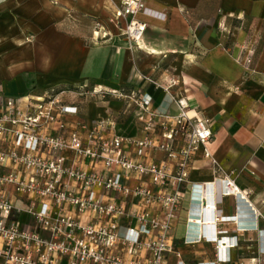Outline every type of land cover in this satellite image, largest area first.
Returning a JSON list of instances; mask_svg holds the SVG:
<instances>
[{
  "label": "crops",
  "instance_id": "crops-1",
  "mask_svg": "<svg viewBox=\"0 0 264 264\" xmlns=\"http://www.w3.org/2000/svg\"><path fill=\"white\" fill-rule=\"evenodd\" d=\"M143 2L137 19L146 27L133 45L111 21L120 0H0V95L39 97L95 86L148 93L153 107L170 114L177 112L171 97H185L189 115L209 120L212 138L209 157L199 148L192 161L168 264L216 260L214 243L185 240L195 233L187 219L201 204L200 192L191 197L192 184L213 185L217 214L227 217L220 229L236 243L229 260L217 264H264V0ZM96 22L103 27L98 34ZM149 80L176 83L165 92ZM64 99L86 121L113 118L108 109L125 103L128 119L116 120V130L133 124L137 134L134 107L124 100ZM225 177L240 198L221 196Z\"/></svg>",
  "mask_w": 264,
  "mask_h": 264
},
{
  "label": "built area",
  "instance_id": "built-area-1",
  "mask_svg": "<svg viewBox=\"0 0 264 264\" xmlns=\"http://www.w3.org/2000/svg\"><path fill=\"white\" fill-rule=\"evenodd\" d=\"M145 10L143 0H120L111 20L130 44L142 38L137 15ZM149 81L165 92L176 83ZM67 94L122 98L134 107L137 134H119L111 116L83 120ZM171 101L175 114L153 107L148 93L95 86L0 95V264H168L192 161L199 148L209 157L212 138L209 120L189 115L185 97ZM219 183L221 196L237 197L232 179ZM194 192L203 222L185 240L214 243L209 264L226 262L236 243L220 229L227 217L217 214L213 185L192 184Z\"/></svg>",
  "mask_w": 264,
  "mask_h": 264
},
{
  "label": "rangeland",
  "instance_id": "rangeland-1",
  "mask_svg": "<svg viewBox=\"0 0 264 264\" xmlns=\"http://www.w3.org/2000/svg\"><path fill=\"white\" fill-rule=\"evenodd\" d=\"M90 100H96V98H88V101H90ZM98 101H99V103H101V102H112V103L117 104L118 102L123 101V99L119 98V97L112 96V95H104L103 98H101V100H98ZM131 107H133V106L131 105ZM125 108H126L125 103L123 104V107H121V109L117 105V107H115V108L108 109V113L114 114L113 118L115 119V121L116 120L121 121V120H123V118H125L127 116L126 114H129V113H127L128 111L124 112ZM259 215L261 216L262 214L259 213ZM220 224H222V223H220Z\"/></svg>",
  "mask_w": 264,
  "mask_h": 264
},
{
  "label": "bare ground",
  "instance_id": "bare-ground-1",
  "mask_svg": "<svg viewBox=\"0 0 264 264\" xmlns=\"http://www.w3.org/2000/svg\"><path fill=\"white\" fill-rule=\"evenodd\" d=\"M240 194V190L238 189L237 191V198L239 197ZM242 199L244 200L245 197H242ZM193 214L190 217V224L192 225V229L195 233L198 232V229L201 227V222H203V218L201 217V212L200 209L197 207L195 208L194 206V210H192Z\"/></svg>",
  "mask_w": 264,
  "mask_h": 264
},
{
  "label": "trees",
  "instance_id": "trees-1",
  "mask_svg": "<svg viewBox=\"0 0 264 264\" xmlns=\"http://www.w3.org/2000/svg\"><path fill=\"white\" fill-rule=\"evenodd\" d=\"M127 119L128 118L126 117V118H124V120H122V121H124L123 122L124 124H125V121H127ZM133 129H134L133 124H130L127 129H125L124 126H122V127H120V129H118V133L119 134H125V135H133V134H135V131H132Z\"/></svg>",
  "mask_w": 264,
  "mask_h": 264
}]
</instances>
